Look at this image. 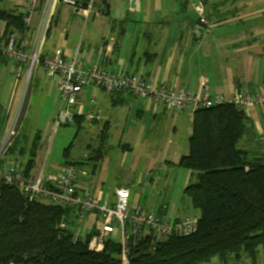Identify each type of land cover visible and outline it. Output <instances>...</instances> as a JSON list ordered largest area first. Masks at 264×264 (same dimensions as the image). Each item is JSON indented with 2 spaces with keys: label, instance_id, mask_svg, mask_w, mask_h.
<instances>
[{
  "label": "crops",
  "instance_id": "0c3cea01",
  "mask_svg": "<svg viewBox=\"0 0 264 264\" xmlns=\"http://www.w3.org/2000/svg\"><path fill=\"white\" fill-rule=\"evenodd\" d=\"M78 1L83 8L89 7V19L62 0H40L29 23L26 20L28 0H0V12L23 13L26 27L22 31L14 30L13 34L18 43H26L30 52L39 46L42 58L62 49L68 60L77 57L89 68L98 65L109 74L141 73L154 87L166 85L200 93L204 92L201 82L205 77L211 96L234 94L239 90L249 94L264 93V0L204 1L210 24L206 33L199 22V12L193 5H183L182 0H139L138 4L128 0ZM47 23L40 42V31ZM6 29V22L0 20V35H5ZM17 67L16 64L13 73L20 70ZM22 78L19 75V79H13L10 95L15 93L19 97L25 84L20 86ZM55 85L58 92V81ZM91 90L94 95L90 97L88 93L83 95V90L80 92L78 101L82 95L84 102L77 105V101L75 117L83 115L88 121L85 115L90 110L100 113L99 120L89 123L103 121L109 128L107 140L116 128L121 144L119 154L118 149L115 155L104 151L101 161H94L89 169L86 168L89 164H84L83 170L129 167L133 162L138 166V161L143 159L147 169L162 164L167 178L172 172L176 177L168 181L164 197L156 201L151 198L148 204H143L141 191L132 189L135 180H131L130 186L116 182L105 188L103 178L97 182V172H94L81 180L80 189L95 191L103 200L113 202L115 189L125 187L131 189L132 207L163 211L179 219L186 215L200 217V211L184 199L186 188L196 179L179 165L181 158L189 154L185 139L190 140L194 112H174L164 103L137 98L130 92L112 96L106 91L108 96L99 97L101 93L96 86ZM92 99L98 102L97 107H88ZM114 100L120 104L115 106ZM2 109L6 110L5 104ZM245 111L253 122L255 136L251 143H243V146L261 148L258 152L264 155V107L252 106ZM160 119L170 125L166 133L171 132L172 137L169 141L165 137L151 142L150 136ZM62 167L63 164L56 165L49 172H60ZM32 173L37 174L36 169ZM148 179L147 186L154 184L151 174ZM173 179L178 182V188L172 193ZM261 251L264 253V246Z\"/></svg>",
  "mask_w": 264,
  "mask_h": 264
},
{
  "label": "trees",
  "instance_id": "16d2710c",
  "mask_svg": "<svg viewBox=\"0 0 264 264\" xmlns=\"http://www.w3.org/2000/svg\"><path fill=\"white\" fill-rule=\"evenodd\" d=\"M182 1L186 6L195 0ZM24 17L23 13L1 11L0 20L7 24L3 36L10 38L14 30L22 31L26 27ZM119 104L114 100L115 106ZM2 111L3 137L9 116ZM85 121L83 115L75 117L77 136ZM108 130L104 125L102 141L108 138ZM18 133L6 161L25 158L20 129ZM254 136L253 122L240 107L225 104L194 111L190 152L179 165L196 179L186 188L184 199L200 211L199 228L194 235L172 236L158 244L148 237L131 240L128 264H204L214 257L240 255L242 251L256 260L259 247L264 246V155L251 152L242 143H251ZM39 138L38 134L32 156L39 150ZM72 147L64 151L63 167L83 165L68 160ZM88 158L99 162L103 154L96 150ZM35 165L31 160L23 169L27 177ZM72 214L61 206L30 202L16 186L0 180V264H121L118 241L109 239L102 252H95L89 248L95 230L75 241V221L65 231L59 228Z\"/></svg>",
  "mask_w": 264,
  "mask_h": 264
},
{
  "label": "built area",
  "instance_id": "2783aa9c",
  "mask_svg": "<svg viewBox=\"0 0 264 264\" xmlns=\"http://www.w3.org/2000/svg\"><path fill=\"white\" fill-rule=\"evenodd\" d=\"M68 6H75L78 12L89 19V7H82L78 0H62ZM131 4H138L139 0H128ZM40 0H28V17L30 18L36 10ZM195 10L199 12V22L208 31L209 20L206 12L205 2L195 0L191 3ZM48 23L40 31V42L46 33ZM0 57L7 60H14L19 71L25 65L30 72L37 66H42L49 76L55 77L58 81V94L60 109L55 118V126L59 127L75 120L74 109L78 101L80 92L88 86H98L107 91L112 96L130 92L133 96L142 99H152L158 103H164L170 110L183 112L200 110L201 108H213L225 104L234 105L244 110L252 106L264 107V93L252 94L242 90L234 94L210 95L208 80L203 77L201 87L204 92L194 93L189 89L170 88L166 85L154 87L141 73L137 74H109L102 67L96 65L86 67L77 57L68 60L63 50L58 49L52 55L40 57L39 46L33 51H29L26 43H18L13 34L10 38L0 35ZM36 71V70H35ZM19 79V75L16 76ZM16 79V80H17ZM29 80L27 79L26 83ZM27 85L16 99L12 93L5 104L9 116L8 126L0 141V180L5 185H14L26 198L46 203L52 206H61L70 210V217L63 220L59 228L63 231L70 227L72 221L76 222L74 227V240L82 237L80 226L90 216L96 219L89 242V248L93 251L102 252L109 239L118 241L121 244V264L129 263V244L131 240L150 238L155 244L170 239L172 236H191L199 228L200 217L198 215H186L181 219L166 215L163 211H152L142 207H132L130 205L131 189L118 187L115 189V198L111 202L103 200L95 191L80 189V182L83 177H89V173L81 167L68 165L62 167L60 172H46L42 168L40 174L30 177L25 175L20 164L14 161H6L11 145L19 135L22 117L25 111V99L27 95ZM96 100L92 99L91 103ZM88 121H96L101 118L100 113L90 110L85 115Z\"/></svg>",
  "mask_w": 264,
  "mask_h": 264
},
{
  "label": "rangeland",
  "instance_id": "374dc122",
  "mask_svg": "<svg viewBox=\"0 0 264 264\" xmlns=\"http://www.w3.org/2000/svg\"><path fill=\"white\" fill-rule=\"evenodd\" d=\"M80 38L81 36L79 37L78 42ZM15 68L16 62L13 59L1 60L0 58V112H2L3 104H6L9 100V95L13 88V79L17 75H20L21 78L23 77L20 86L22 87L23 83H25L24 87L27 85V92L25 94L27 95L25 96V99L27 100L20 127V137L22 136L21 145L26 147V154L24 155L25 158L14 161L16 163L18 162L20 166H22V169H24L27 164L29 165L31 160L37 164L35 165L36 168H34L36 169L37 174L41 173L42 168L46 169V172H48L52 170L50 168L55 167L56 165L64 164L66 161L63 155L64 151L71 144H73V147L70 151V157L68 160L75 162L80 161L83 162V165L84 163L86 165L89 164V166H86L87 169L92 167L94 164V161H90L88 158L93 151L100 150L101 152L105 151L106 153L115 155L116 149H118L117 153L119 154V146L121 144V141L118 138L119 131H117L115 128V130H113L112 136L109 137L108 140L106 139L102 141L101 134L103 132V121L95 122L93 124L89 123V121H85L78 136L77 133L79 130L76 128L78 125H76L75 120L54 128L55 118L60 109L59 94L56 91V81L54 80L55 77L49 76L43 67L39 65L35 69L36 71L33 70L32 72H30L27 65H25L21 71L17 69V72L13 73ZM27 79L29 81L26 83ZM93 87L94 86L92 85L84 88L82 92L83 95L86 93H88L87 97L94 95L91 90ZM97 89H99L98 91L101 93L99 97L106 95L108 96L107 92L102 88H98L97 86ZM81 100L79 99L77 105H81ZM97 103V101L93 104L90 103L88 107H97ZM108 108L111 107L108 106ZM126 111L130 113L129 110ZM5 114V116H7V111H5ZM155 125L157 128L152 132L150 141H161L162 139H165V137V140L169 141L171 139L169 137H172L170 136L171 132L166 133V131L169 129L170 125H167L166 121H163L162 119L156 122ZM117 128L118 130L121 129L120 126ZM38 134L40 135V138L37 141L39 144V150L35 156H32L31 152H33V143ZM245 139H249V137L247 136ZM186 143L188 146V137L185 139V146ZM250 151L258 152L261 151V148L252 147ZM8 157L9 156L7 154L5 158L8 159ZM144 163V160L141 159L138 161V166H135L133 162L132 166L129 167L104 168L96 170L92 169L86 171L92 175L95 170V172H97L95 179L98 182V179L100 180L103 178V181L105 182V188H108L111 183L114 185L116 182H120V185L126 184L125 186H128L127 184H129L130 186L132 185L131 180H135L136 185L135 187H132V189H134V191H141V195L144 194L143 204H148L151 198L156 201V199L158 200L159 198L165 196V191L168 190L166 188L168 181H170L175 175L172 172L169 175V178H167L166 173L161 168L162 164H154V169H147L148 165H144ZM81 168L83 169V167ZM149 174H151L152 178L155 180L154 184L151 186H147L146 184L150 182L148 179ZM30 175L33 176L36 174L31 172ZM85 178L86 177H83V179ZM177 183L178 182H176V179L172 180L170 187V191L172 193L178 188ZM95 222L96 219L90 216L84 221L82 226H80L82 236L88 234L91 229H93ZM261 247H259V250ZM256 257L257 258L255 260L251 258L246 251H242L240 255L233 254L228 255L225 258L214 257L211 259V261H208L204 264H264L263 251H258Z\"/></svg>",
  "mask_w": 264,
  "mask_h": 264
}]
</instances>
